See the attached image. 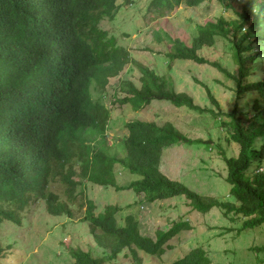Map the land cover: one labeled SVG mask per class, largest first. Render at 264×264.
<instances>
[{"label": "trees", "instance_id": "trees-1", "mask_svg": "<svg viewBox=\"0 0 264 264\" xmlns=\"http://www.w3.org/2000/svg\"><path fill=\"white\" fill-rule=\"evenodd\" d=\"M120 1L135 0H0V229L5 222L20 226L22 214L32 205H44L51 215L69 220L83 212L80 220L101 252L96 257L92 248L72 249L64 261L68 264H107L124 252L134 264H143L140 253L161 258L167 243L191 228L178 221L153 237L143 233L131 213L120 224L119 206L96 213L93 200L83 202L88 184L131 190L142 203L183 197L192 210L206 214L219 209L232 222L240 221L243 230L264 227V77L251 81L256 64L264 63V52L257 48L264 41V0H216L233 17L197 25L190 40L162 28L153 30L155 42L169 47L165 54L170 64H209L233 81L235 104L228 113L199 107L144 67L140 88L130 82L127 89L115 88L129 53L101 23L114 22ZM206 1L212 0H150L148 12ZM217 37L230 44L233 72L199 55ZM93 89L103 94L108 106L102 98L94 99ZM207 94L219 107L208 88ZM153 101L209 112L222 125L231 124L234 132L227 141L239 149L224 156V162L228 196L235 203L205 198L162 172L165 149L203 143L187 138L171 123L130 121L125 124L127 137H114L107 145L112 105L126 102L138 110ZM118 166L132 176L127 185L116 181ZM12 249L0 243V264L14 257ZM252 249L264 254V245ZM171 264L212 263L200 247Z\"/></svg>", "mask_w": 264, "mask_h": 264}, {"label": "rangeland", "instance_id": "rangeland-1", "mask_svg": "<svg viewBox=\"0 0 264 264\" xmlns=\"http://www.w3.org/2000/svg\"><path fill=\"white\" fill-rule=\"evenodd\" d=\"M119 4L114 22L104 20L101 23L102 28L116 37L117 43L129 53V63L115 88L119 91L123 87L127 89L129 82L140 88V70L144 67L163 77L175 92L190 96L203 109H213L215 113H228L233 109L235 85L232 80L209 64H198L191 60H174L170 64L165 54L169 47L165 43L157 44L153 35L154 29L162 28L173 37L190 40L196 33L197 25L215 21L220 16L233 17L231 12L216 0L196 7L182 4L171 11L152 9L150 12V0L120 1ZM257 48L264 52V41L257 44ZM199 55L230 72L236 69L230 44L223 38L217 37L215 44L204 47ZM256 69V76L251 81L264 77V63L256 64ZM205 86L219 107L213 105ZM93 97L97 101L102 98L108 106L103 94L96 89H93ZM121 97L124 98L123 95ZM107 99L112 100L109 96ZM249 99L250 95L248 104ZM245 102L246 97L241 105ZM111 111L107 145H111L114 137H127L125 124L134 120L155 122L159 126L171 123L187 138L202 141L201 144H183L165 149L162 172L205 198L235 203L228 196L231 186L225 179L227 170L224 162V156L236 155L239 149L237 144L227 141L229 134L234 132L231 124L222 125L212 113L176 108L165 101H153L138 110H134L129 103H117L111 106ZM116 172L119 185H127L132 180V176L121 167L118 166ZM63 189L59 187V194ZM85 194L83 202L86 198L93 200L96 213L108 205L119 206L121 210L117 213V219L120 224H123L127 214H134L141 223L143 233L149 236L154 237L158 231L168 229L178 221L190 225L189 230L180 232L167 243L161 258L140 253L143 264H171L200 247L212 264H264V254L252 249L264 245V227L243 230L240 221L232 222L219 209L203 214L192 210L183 197L142 203V197L135 196L131 190L112 186L103 188L88 184ZM44 208L41 204L30 206L22 214L20 226L10 222L2 225L0 243L12 245L14 257L3 259L1 264H68L64 261L72 249L88 251L92 248L93 255L99 256L88 225L80 220L83 212L76 213L75 218L69 220L66 215L55 217ZM125 254L107 264H134L135 261Z\"/></svg>", "mask_w": 264, "mask_h": 264}]
</instances>
